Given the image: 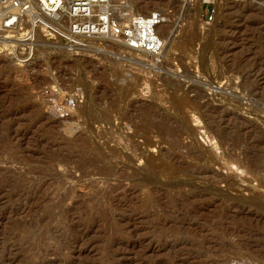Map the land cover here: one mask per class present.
<instances>
[{"label": "rangeland", "instance_id": "rangeland-1", "mask_svg": "<svg viewBox=\"0 0 264 264\" xmlns=\"http://www.w3.org/2000/svg\"><path fill=\"white\" fill-rule=\"evenodd\" d=\"M136 8L163 13L157 56L38 36L21 64L0 43V264H264V0ZM195 90L219 128L180 109Z\"/></svg>", "mask_w": 264, "mask_h": 264}, {"label": "built area", "instance_id": "built-area-1", "mask_svg": "<svg viewBox=\"0 0 264 264\" xmlns=\"http://www.w3.org/2000/svg\"><path fill=\"white\" fill-rule=\"evenodd\" d=\"M163 19L159 9L138 11L136 0H0V32L14 35L7 53L21 64L34 58L38 36L76 50L86 47L88 40H108L136 53L157 56L163 39L156 27ZM205 19L208 23L211 14ZM59 97H53L51 104L60 115L81 102L79 91Z\"/></svg>", "mask_w": 264, "mask_h": 264}, {"label": "bare ground", "instance_id": "bare-ground-1", "mask_svg": "<svg viewBox=\"0 0 264 264\" xmlns=\"http://www.w3.org/2000/svg\"><path fill=\"white\" fill-rule=\"evenodd\" d=\"M137 1V0H136ZM229 14V13H228ZM226 15V14H225ZM7 32H10V31H7ZM11 33V32H10ZM167 33V32H166ZM166 33H162V34H158L161 38L163 37V38H165L164 37V35L166 34ZM173 33V32H172ZM12 35V34H11ZM168 35V34H167ZM0 38H1V40H0V43H3L5 46L6 45H8L10 42H11V40H13L14 41V35H12V36H5V35H1L0 36ZM174 40H176L175 38H174ZM227 40V39H226ZM12 41V42H13ZM173 41V40H172ZM170 42V44H172L173 42ZM230 41V40H229ZM53 42H56V41H53ZM59 43V42H58ZM88 44V43H87ZM169 44V43H168ZM174 44V43H173ZM89 45V44H88ZM88 45L86 46V47H83V48H80V49H84V48H87L88 47ZM66 48V47H65ZM67 50H69V51H74V50H76V49H74V48H66ZM248 73V72H247ZM250 73V72H249ZM247 75V74H246ZM246 77V76H245ZM171 80V79H170ZM249 80H250V78H249ZM247 81H248V77H246L245 78V82L244 83H247ZM251 84V83H250ZM249 85V84H248ZM245 87L247 86V84L246 85H244ZM173 87V86H172ZM171 87V88H172ZM174 88V87H173ZM191 91V90H190ZM194 91V90H193ZM200 91V90H199ZM198 90H195V98H188V97H185L186 99L185 100H181V101H179V107H180V109L185 113V111H198V112H200V111H202V112H204V113H207V112H212V109L214 110H216V108H214L212 105H211V103L208 101V102H205V103H199L198 101H199V99L198 98H203V94L202 93H200ZM207 101V100H206ZM82 111V110H81ZM216 112V113H215ZM217 112L218 111H214V112H212L213 113V115H212V117H211V119H210V125L213 127V128H215V129H217V128H219V123L221 122V120L223 119V116L222 115H218L217 114ZM84 113V112H83ZM219 114H220V112H218ZM155 115L156 113L155 112H152V113H148L147 115ZM157 115V114H156ZM151 117V116H150ZM91 118V117H90ZM149 119V118H148ZM154 119V118H153ZM146 121V120H145ZM152 121V120H151ZM159 121V120H158ZM162 121H163V119H162ZM148 122V121H147ZM161 122V121H160ZM166 122V121H165ZM163 124V123H162ZM169 124V123H168ZM157 125V124H156ZM158 125H160V124H158ZM157 125V126H158ZM173 125V124H172ZM209 126V125H208ZM240 125H236V123H235V127L238 129V131L240 130V127H239ZM159 127V126H158ZM160 128V127H159ZM163 128V130L164 129H166V131H167V133H169L168 131H171L173 128H171L169 125L167 126V125H165L164 127H162ZM162 128H160V129H162ZM210 128V127H209ZM235 128V129H236ZM243 129V128H242ZM158 130V129H157ZM159 131V130H158ZM162 131V130H161ZM237 131V132H238ZM159 133V132H158ZM239 133V132H238ZM161 134V133H160ZM159 134V135H160ZM162 135V134H161ZM8 136V135H7ZM169 136V135H168ZM173 136V135H172ZM171 136V137H172ZM11 137V136H10ZM161 138V137H160ZM11 139V138H10ZM8 140V139H7ZM129 140H130V138H129ZM239 141V140H238ZM133 145V144H132ZM225 146V145H224ZM234 146H235V144H234ZM188 147V146H187ZM230 147V146H229ZM175 148V147H174ZM112 151V150H111ZM122 152V151H121ZM238 152H240V151H238ZM112 153V152H111ZM113 154H114V152H113ZM122 154V153H121ZM108 155V154H107ZM115 155H116V153H115ZM101 156V155H100ZM105 156V155H104ZM109 156V155H108ZM197 156V155H196ZM134 157V156H133ZM237 157V156H236ZM115 158H117V157H115ZM203 158V157H202ZM234 156L233 157H230L229 159H230V161L231 160H234ZM147 159V158H146ZM251 159V158H250ZM213 160V159H212ZM199 161V160H198ZM210 161V160H209ZM214 161V164L217 162V164H218V161H217V159H216V161L215 160H213ZM200 162V161H199ZM255 164V163H254ZM216 165V164H215ZM152 166V165H151ZM150 167V166H149ZM199 167V169H196L199 173H205V174H207V173H210V168H211V166L209 165V163H207V164H205L204 166L202 165V166H198ZM245 167V166H244ZM152 168V167H151ZM261 172V171H260ZM204 175V174H203ZM216 175H213V177H215ZM216 178H218V179H220V180H225V181H228L229 180V178H227L226 176H218V177H216Z\"/></svg>", "mask_w": 264, "mask_h": 264}]
</instances>
